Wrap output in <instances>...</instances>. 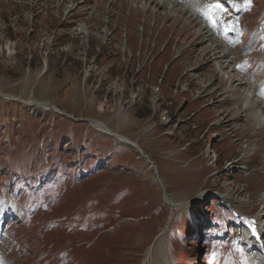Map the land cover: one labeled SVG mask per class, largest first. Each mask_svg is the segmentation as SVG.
<instances>
[{
  "label": "rangeland",
  "instance_id": "1",
  "mask_svg": "<svg viewBox=\"0 0 264 264\" xmlns=\"http://www.w3.org/2000/svg\"><path fill=\"white\" fill-rule=\"evenodd\" d=\"M16 1L0 0V246L8 264H264L246 221L257 217L264 232V123L243 99L246 84L206 61L217 59L215 48L225 52L207 23L170 0ZM245 1L242 26L256 39L264 0ZM148 39L184 48L174 61L171 45L155 52L150 79V62L135 76ZM250 56L247 74L264 80V45ZM167 196L187 204L172 206Z\"/></svg>",
  "mask_w": 264,
  "mask_h": 264
},
{
  "label": "bare ground",
  "instance_id": "2",
  "mask_svg": "<svg viewBox=\"0 0 264 264\" xmlns=\"http://www.w3.org/2000/svg\"><path fill=\"white\" fill-rule=\"evenodd\" d=\"M152 1H156V0H152ZM162 1H165V0H157V2L159 4L164 5L166 2H162ZM182 1H185L186 4H190L191 0H182ZM200 1L205 2L206 4L202 7V9L197 10V14L199 16L203 17L204 19H206L207 21H209V23L211 25H213L214 24V13L219 12V10L221 11V9H222L221 2H219L218 0H200ZM55 2L58 3L59 5L63 4L62 0H56ZM217 4L219 5V7H216ZM68 6H70V5H68ZM73 6H74V4H73ZM69 8H72V7H69ZM241 8L243 9V7H241ZM210 14H211V16H210ZM78 30L84 31L83 33H86L88 35V32H89L88 27L85 24L81 23L79 25ZM105 33L106 34H103V35L107 36L108 31L107 32L105 31ZM236 39H238V38L232 37V38H228L227 41L233 43V41H235ZM227 54H230V52H227ZM242 82H243V84H246L245 85L246 86L245 92L243 94L244 95L243 99L247 100L248 102L250 100H253L251 102L254 103V105L256 107V109L254 110V113L256 115H257V113H259V116L261 118L260 120L264 123V90L261 89L262 88L261 85H263V82L254 84V83H251L249 78H245ZM251 102H249L248 104H251ZM41 104L44 105L43 103H41ZM46 107H48V105ZM55 109H56V107H55ZM58 111H60V109ZM97 125L99 127L104 128V126L100 123H97ZM117 136L120 139L124 138L123 136H120L119 134H117ZM201 194H203V193H201ZM167 198L170 200V202L173 206L181 205V203L174 201L170 197H167ZM222 198H223L224 202H226L227 204L233 205L234 197L231 193L223 194ZM256 220H257V218H253V219L249 220L250 223L255 224L254 229L251 227L248 230L249 235L252 237V239H250L249 241L251 242L250 245L252 244L251 245L252 249L256 250V252L260 255L262 262L264 263V232H262V230L260 228L261 223H257ZM248 238H250V237H248ZM5 255L6 254L4 252V249L2 247H0V264H2L4 262Z\"/></svg>",
  "mask_w": 264,
  "mask_h": 264
},
{
  "label": "snow or ice",
  "instance_id": "3",
  "mask_svg": "<svg viewBox=\"0 0 264 264\" xmlns=\"http://www.w3.org/2000/svg\"><path fill=\"white\" fill-rule=\"evenodd\" d=\"M216 7H219V5L217 4ZM250 227L254 229V224H250Z\"/></svg>",
  "mask_w": 264,
  "mask_h": 264
},
{
  "label": "trees",
  "instance_id": "4",
  "mask_svg": "<svg viewBox=\"0 0 264 264\" xmlns=\"http://www.w3.org/2000/svg\"><path fill=\"white\" fill-rule=\"evenodd\" d=\"M149 111H150V109H149ZM151 114V113H150ZM146 116V115H145ZM144 117V116H143Z\"/></svg>",
  "mask_w": 264,
  "mask_h": 264
},
{
  "label": "flooded vegetation",
  "instance_id": "5",
  "mask_svg": "<svg viewBox=\"0 0 264 264\" xmlns=\"http://www.w3.org/2000/svg\"><path fill=\"white\" fill-rule=\"evenodd\" d=\"M45 257V256H44ZM47 258V257H46Z\"/></svg>",
  "mask_w": 264,
  "mask_h": 264
}]
</instances>
